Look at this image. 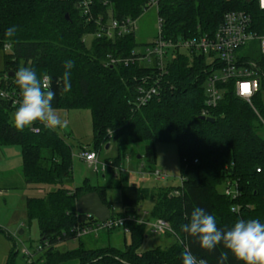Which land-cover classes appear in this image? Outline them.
I'll use <instances>...</instances> for the list:
<instances>
[{"label":"trees","instance_id":"1","mask_svg":"<svg viewBox=\"0 0 264 264\" xmlns=\"http://www.w3.org/2000/svg\"><path fill=\"white\" fill-rule=\"evenodd\" d=\"M90 1L88 17L82 15L80 0H0V52L4 61L0 79L6 77L4 89L19 92L15 72L21 67L35 69L38 76L47 75L48 87L56 92L52 102L55 109L90 112L93 141L91 147L81 151L95 152L99 162L110 164L97 173L116 177L126 151L135 147L141 153L138 156L136 153L134 160L140 163L143 158L153 165L154 145L161 143L176 148L181 184L147 191L124 185L120 180L122 212L114 214L106 200L105 187L85 183L72 188L71 147L42 124L34 122L22 130L15 128L10 117L17 107L0 97V146L20 148L25 187L43 190L41 198L25 199L26 216L29 221L35 220L39 228L37 252L27 264H181L184 250H190L207 264H216L223 249L218 247L211 252L200 249L193 237L180 231V226L187 222V214L195 207L213 214L218 227H230L238 218L264 222V127L258 118L259 115L264 121V104L260 99L264 79L262 90L251 100L258 115L247 102L235 96L233 81L219 85L221 99L215 107L206 109L205 82L210 65L202 55L190 56L174 50L167 64L168 73L160 82L159 96L138 106V88L145 76L154 75L156 70L136 61L126 66L108 65L109 58L130 59L138 43L136 31L119 35L113 32L109 36L106 29L112 21L119 24L136 21L149 8L151 0ZM231 10L249 11L257 33L264 34V15L254 2L159 0L156 13L157 19L162 20L161 39L174 42L212 35L224 14ZM13 25L15 37L8 38L4 31ZM89 34L94 38L88 49L84 37ZM6 44L10 45L7 52L3 49ZM259 57L257 51L249 58L259 63ZM65 60L73 61L72 88L68 93L62 90ZM203 111L206 114L202 116ZM33 129H39V133L34 134ZM109 142H114L116 156L100 161V153ZM234 186L237 196L232 199L224 191ZM91 192H96L108 206L111 219H129L120 228L105 230H121L123 248L112 245L87 248L80 241L82 236L76 237L75 226L97 225L94 218L87 220L85 215L75 212L76 200ZM145 200L153 202L151 217L170 227L171 232L165 233L164 239L174 240L139 253L146 224L135 220L146 223L145 218L138 217L139 204ZM234 206L238 207L237 212L232 211ZM72 240L79 241L78 248L58 249V244ZM16 255L11 250L6 264H15ZM227 264L237 262L229 257Z\"/></svg>","mask_w":264,"mask_h":264},{"label":"rangeland","instance_id":"2","mask_svg":"<svg viewBox=\"0 0 264 264\" xmlns=\"http://www.w3.org/2000/svg\"><path fill=\"white\" fill-rule=\"evenodd\" d=\"M135 37L138 43L136 49L140 53H146L144 45L154 42L157 37V13L155 8L144 10L136 20ZM94 35L84 37V45L90 48ZM256 41L247 44L241 49L239 54L251 56L257 52ZM170 51L167 53L166 60H170ZM181 54L187 51L180 49ZM216 58H206L207 64H211ZM4 66L3 54L0 52V70ZM260 99L264 104V90L260 93ZM60 119L63 121L61 126L53 130L64 142L71 147L72 152V188L82 187L85 183L90 187H105L106 200L111 206L114 214L122 212L121 191L118 188L120 180L124 185H135L147 191L155 189H170L179 187L181 177L179 173V158L175 146L157 143L154 145L155 161L154 164L147 163L143 158L140 163L134 160V155L141 153L140 148L126 151L121 164V169L116 177L107 173H95L92 168L77 158L81 149L89 148L93 141V129L90 112L87 109H56ZM100 153V161L113 159L116 156L114 142L106 144ZM21 151L18 146H0V264H6L11 250L17 252L15 264H27L30 259L35 257L39 244V228L35 220L29 221L25 211V199L41 198L43 190L36 186L25 187L21 172ZM159 172L164 178H158L153 173ZM120 173V175H118ZM107 186V187H106ZM110 186V187H109ZM233 190V188L231 189ZM5 191V192H4ZM153 202L145 200L140 202L138 217L145 218V238L138 249L139 253H145L156 247L173 242V238L167 239L152 233L151 224L154 220L151 217ZM127 243L128 237L125 236ZM163 237V238H162ZM123 234L119 229L110 232L99 230L83 235L80 241L87 248H98L112 245L123 248ZM79 241L72 240L58 244L60 251L74 250L78 248ZM27 252L30 259L24 255Z\"/></svg>","mask_w":264,"mask_h":264},{"label":"built area","instance_id":"3","mask_svg":"<svg viewBox=\"0 0 264 264\" xmlns=\"http://www.w3.org/2000/svg\"><path fill=\"white\" fill-rule=\"evenodd\" d=\"M246 3L254 2L258 10L264 15V0H244ZM159 0H151L148 4L149 8H155L158 11ZM90 0H80L79 8L82 11V15H90ZM161 25L162 20L157 19V38L152 45L146 47V53H140L136 50L131 53L134 58L125 60H115L109 58L108 65H114L117 63H123L125 66L129 63L144 62L148 67L156 70L154 75L145 76L142 85L138 88L136 103L138 106L145 105L153 97L159 96L160 82L168 73L166 60L167 53L174 50L184 49L188 55H202L209 58H216L211 64H209L210 73L207 76L205 82V106L206 109L216 106L221 99L222 90L220 84H225L228 81L234 83L235 96L247 102L253 109L256 115L257 112L251 104L253 97L262 90V80L264 79V34H258L253 17L249 11L245 10H231L224 14L222 22L217 27L216 31L212 35L204 34L200 36H194L179 41H166L161 39ZM136 31V21L126 20L124 23H117L112 21L111 25L107 27L106 32L109 36L115 32L116 34L134 32ZM256 41L257 51L260 54L259 63H254L249 56L239 54L241 49L247 44ZM4 51H9L10 45H4ZM258 64H260L258 66ZM6 77L0 79V97L6 99L12 103L14 107L18 106L20 100V94L9 93L6 89ZM49 80H45L44 84L48 86ZM264 90V89H263ZM206 114V111L202 112V116ZM263 127L264 121L259 117ZM34 134L39 133V129L32 130ZM77 158L86 163L89 168H92L94 172L106 170L110 164H104L99 162L97 154L95 152L80 151ZM259 172V170H257ZM158 178H164L159 172L153 173ZM233 188V190H231ZM225 189V195L235 199L237 196L236 186ZM238 207L234 206L232 211L237 212ZM77 214V213H76ZM78 215V214H77ZM88 220L93 218L92 216L85 215ZM95 220V218H94ZM126 219H111L109 218L104 223H99L95 228L79 227L75 226L74 231L76 237H81L93 231L106 230L112 228H120L123 226ZM135 219H133L134 221ZM138 224H146L142 220H135ZM152 233L157 236H163L167 232H171L168 224L162 220H156L151 225ZM125 233L128 231L125 229ZM25 256L29 259L32 257L24 252ZM31 259L28 261V263Z\"/></svg>","mask_w":264,"mask_h":264},{"label":"clouds","instance_id":"4","mask_svg":"<svg viewBox=\"0 0 264 264\" xmlns=\"http://www.w3.org/2000/svg\"><path fill=\"white\" fill-rule=\"evenodd\" d=\"M16 26L5 29L4 35L14 38ZM72 60L63 63V85L65 93L71 91L70 80ZM50 78L37 75L33 68L21 67L15 72V84L19 90L20 100L11 114V122L17 129L31 127L34 122L54 129L63 121L53 107L56 92L44 84ZM180 231L193 237L199 248L208 252L223 249L218 253L216 264H227L231 257L237 264H264V222L256 218H238L230 227L217 226L213 214L201 207H195L187 214V222L180 226ZM175 235V232H173ZM181 264H207L190 250H184L180 256Z\"/></svg>","mask_w":264,"mask_h":264},{"label":"water","instance_id":"5","mask_svg":"<svg viewBox=\"0 0 264 264\" xmlns=\"http://www.w3.org/2000/svg\"><path fill=\"white\" fill-rule=\"evenodd\" d=\"M67 17V16H66ZM10 76H13L10 74ZM201 120L213 123V119L201 117ZM108 147L106 146V149ZM139 158V157H137ZM75 212L78 215H89L95 218L99 223H104L110 218L111 212L96 192L87 193L75 202Z\"/></svg>","mask_w":264,"mask_h":264},{"label":"crops","instance_id":"6","mask_svg":"<svg viewBox=\"0 0 264 264\" xmlns=\"http://www.w3.org/2000/svg\"><path fill=\"white\" fill-rule=\"evenodd\" d=\"M3 70V67H2V69L0 70V71H2ZM0 192H1V190H0ZM5 192V191H4ZM122 242H123V240H122Z\"/></svg>","mask_w":264,"mask_h":264}]
</instances>
